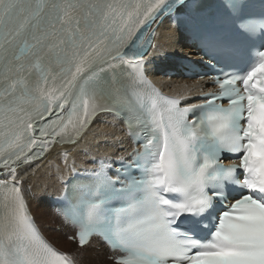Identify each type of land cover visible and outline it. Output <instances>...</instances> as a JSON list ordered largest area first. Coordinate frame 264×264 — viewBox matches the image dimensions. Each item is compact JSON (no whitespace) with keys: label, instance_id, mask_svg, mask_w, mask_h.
Masks as SVG:
<instances>
[{"label":"snow or ice","instance_id":"1","mask_svg":"<svg viewBox=\"0 0 264 264\" xmlns=\"http://www.w3.org/2000/svg\"><path fill=\"white\" fill-rule=\"evenodd\" d=\"M163 17L199 41L209 71L220 65L218 91L181 104L150 89L144 106L108 79L144 60ZM126 111L144 151L122 165L124 181L102 174L65 214L69 239L84 247L102 235L119 252L113 264H264V0H0V175L15 181L17 167L76 143L99 113ZM225 152L239 165L224 167ZM0 187V264H73L40 236L17 184Z\"/></svg>","mask_w":264,"mask_h":264},{"label":"bare ground","instance_id":"2","mask_svg":"<svg viewBox=\"0 0 264 264\" xmlns=\"http://www.w3.org/2000/svg\"><path fill=\"white\" fill-rule=\"evenodd\" d=\"M188 53L189 51L183 46L180 35L166 21L160 27L154 47L146 58L148 73L154 81L166 92L184 98L196 95L204 83L178 79L167 80L164 73L175 68L176 60L174 59L176 57ZM130 149V141L124 134L122 124L109 115H101L77 145L57 148L41 162L16 171L14 182L19 185L24 202L34 220L40 219L42 221L43 227L39 225V228L57 248H59L57 245H60L62 247V249L59 248L60 250L70 254L77 246L74 247L73 244L62 242L60 237H57L51 231H47L49 227L47 229L45 224L49 223L52 210L48 202L43 200L44 197H50L52 203L54 197L60 196L63 190V182L74 171L90 169L96 161L117 158L128 154ZM4 178L11 180V176L8 174ZM55 216L62 219L56 212ZM44 228L46 229L44 230ZM68 230L69 227L63 224L62 231L66 232ZM91 246L87 245L83 250ZM93 247L98 248L96 245ZM91 252L86 258L77 257L76 263L94 264L95 260L91 258V255L102 260L101 257L107 254L104 248L100 251L93 250ZM99 264H113V262L104 260Z\"/></svg>","mask_w":264,"mask_h":264},{"label":"rangeland","instance_id":"3","mask_svg":"<svg viewBox=\"0 0 264 264\" xmlns=\"http://www.w3.org/2000/svg\"><path fill=\"white\" fill-rule=\"evenodd\" d=\"M45 202H48V204H49V207H50V209L52 210L51 211V218H50V221H49V223L46 225L45 224V227L48 229V227H49V229L47 230L48 232H52L53 234H55L57 237H60V240L62 241V242H67V243H70V244H73L74 245V247H75V244L73 243V242H70V240H69V238H68V235L67 234H69L70 233V229L68 230V231H66V232H64V231H62V225H63V223H62V221L59 219V218H57L56 216H55V212H54V210H53V206H52V203H51V200H50V197H48V196H45L44 197V199H43ZM36 223L38 224V225H40V227H43L42 226V221L40 220V219H37L36 220ZM46 228H44V230L46 229ZM62 234V235H61ZM51 239V238H50ZM60 241V242H61ZM60 249H62V247L60 246V245H57ZM63 250H65V249H63ZM93 250H96V251H100L98 248L97 249H95L93 246H91L90 248H88V249H86V250H83V249H79V248H74L72 251H71V253L69 254V253H67L75 262L77 261V257H81V258H86L87 256H89V254H91L92 252L91 251H93ZM67 251V250H66ZM103 256V255H102ZM91 258L92 259H94L95 261H94V264H99V263H102L104 260L105 261H107V262H111V261H109V259H108V256H107V254L105 255V256H103V257H101L102 258V260L101 259H96V258H94L92 255H91ZM104 259V260H103Z\"/></svg>","mask_w":264,"mask_h":264}]
</instances>
